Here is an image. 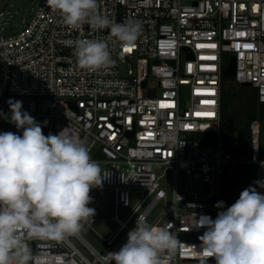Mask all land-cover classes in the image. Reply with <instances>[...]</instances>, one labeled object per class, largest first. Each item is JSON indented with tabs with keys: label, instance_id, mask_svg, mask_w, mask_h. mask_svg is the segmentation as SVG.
Listing matches in <instances>:
<instances>
[{
	"label": "built area",
	"instance_id": "built-area-1",
	"mask_svg": "<svg viewBox=\"0 0 264 264\" xmlns=\"http://www.w3.org/2000/svg\"><path fill=\"white\" fill-rule=\"evenodd\" d=\"M97 11L142 26L131 51L110 42L115 65L107 70L80 69L69 43L108 40L110 30L87 23L72 30L46 0L21 27L0 33V112L10 118L8 100L29 98L24 110L43 133L69 127L101 164L100 187L111 192L112 214H95L84 225L99 247L81 233L29 240L30 264H115L110 252L127 242L138 217L168 227L180 241L174 255L163 254L164 264H215L200 246L206 228L195 227V219L215 220L222 211L216 204L231 191L224 178L236 185L253 170L254 182L264 181L261 121H249L245 138L220 128L228 52L235 57L231 77L248 82L264 103V0H97ZM3 132L23 134L0 115ZM104 221L113 225L101 232L94 224Z\"/></svg>",
	"mask_w": 264,
	"mask_h": 264
},
{
	"label": "clouds",
	"instance_id": "clouds-1",
	"mask_svg": "<svg viewBox=\"0 0 264 264\" xmlns=\"http://www.w3.org/2000/svg\"><path fill=\"white\" fill-rule=\"evenodd\" d=\"M46 6L72 30H80L85 23L95 30H110L108 40L69 43L78 67L88 72L115 65L110 42L131 48L141 34L137 21L117 23L98 13L97 0H46ZM8 105L10 118L0 115L23 134L0 133V264H30L34 257L27 241H60L82 231L96 214L89 207L90 192L102 186L106 177L69 127L46 136L41 124L23 110L22 101L10 98ZM254 183L264 188V181ZM216 207L223 209L224 202ZM200 226L206 228L200 246L215 264H264V194L256 187L245 188L215 220L195 219V227ZM179 244L168 227L149 226L138 217L127 242L110 255L115 264H164L163 254L174 255Z\"/></svg>",
	"mask_w": 264,
	"mask_h": 264
},
{
	"label": "rangeland",
	"instance_id": "rangeland-1",
	"mask_svg": "<svg viewBox=\"0 0 264 264\" xmlns=\"http://www.w3.org/2000/svg\"><path fill=\"white\" fill-rule=\"evenodd\" d=\"M38 0H1L0 1V33H8L14 28L21 27L25 20L28 18L32 9L36 6ZM231 52H228V59L231 55ZM226 84V89L228 92L233 94L231 101L234 104L238 105H246L248 102L255 97V90L252 86L241 84L239 82L234 81L231 77L228 79ZM14 100H20L23 102V110L26 109L29 98L27 97H19ZM256 109H264V103H255ZM261 137L264 145V121L262 122L261 127ZM100 164V163H99ZM101 167V164H100ZM254 172L246 171L244 174H241L237 177L236 185L233 190L228 193L223 194L225 196L224 208L222 210H226L227 207H230L233 203L238 200L240 193L249 186L254 187ZM111 195L109 189L104 187H95L91 190L90 196L92 197V202L89 204V207L94 208L96 210L97 215H105L110 216L112 214L111 209V201L106 199ZM96 201V202H95ZM113 225L112 222L104 221L102 224H94L97 230H100L103 227H111ZM102 227V228H100ZM103 232V231H101ZM91 244L96 247H99V244L96 242L91 233L83 227L80 232ZM85 253L87 251L82 248Z\"/></svg>",
	"mask_w": 264,
	"mask_h": 264
},
{
	"label": "trees",
	"instance_id": "trees-1",
	"mask_svg": "<svg viewBox=\"0 0 264 264\" xmlns=\"http://www.w3.org/2000/svg\"><path fill=\"white\" fill-rule=\"evenodd\" d=\"M228 55L226 56V60ZM225 60V62H226ZM231 77L222 76L221 100H220V128L226 136L236 133L241 138L247 137L248 123L253 118H258L261 123L264 121V109H256V96L246 105L234 104L231 101L233 94L226 89L227 80ZM250 86V85H249ZM255 90V89H254ZM260 103V102H257ZM242 168L241 166L238 167ZM231 179L224 178L222 187L233 190L235 185L231 184Z\"/></svg>",
	"mask_w": 264,
	"mask_h": 264
},
{
	"label": "water",
	"instance_id": "water-1",
	"mask_svg": "<svg viewBox=\"0 0 264 264\" xmlns=\"http://www.w3.org/2000/svg\"><path fill=\"white\" fill-rule=\"evenodd\" d=\"M235 72V57L233 54L230 55L228 63L225 67L222 68V75L226 77H231ZM241 84L249 85L248 82H244ZM131 134V132H130Z\"/></svg>",
	"mask_w": 264,
	"mask_h": 264
},
{
	"label": "snow or ice",
	"instance_id": "snow-or-ice-1",
	"mask_svg": "<svg viewBox=\"0 0 264 264\" xmlns=\"http://www.w3.org/2000/svg\"><path fill=\"white\" fill-rule=\"evenodd\" d=\"M213 47H214V45H213ZM125 51H131V48H125ZM203 103H205V104H214L215 102L214 101H204ZM172 106L173 105L170 104V103H168V104L161 103V105H160L161 108H168V107H172ZM197 115H208V116H211V115H214V113H203V114L198 113Z\"/></svg>",
	"mask_w": 264,
	"mask_h": 264
}]
</instances>
